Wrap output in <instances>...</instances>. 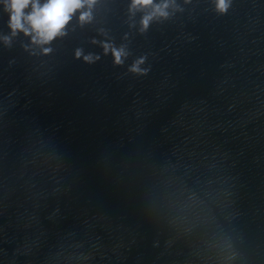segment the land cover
<instances>
[{
	"label": "water",
	"instance_id": "obj_1",
	"mask_svg": "<svg viewBox=\"0 0 264 264\" xmlns=\"http://www.w3.org/2000/svg\"><path fill=\"white\" fill-rule=\"evenodd\" d=\"M225 5L81 0L45 39L0 0V264H264V0Z\"/></svg>",
	"mask_w": 264,
	"mask_h": 264
},
{
	"label": "clouds",
	"instance_id": "obj_2",
	"mask_svg": "<svg viewBox=\"0 0 264 264\" xmlns=\"http://www.w3.org/2000/svg\"><path fill=\"white\" fill-rule=\"evenodd\" d=\"M138 2L147 4L150 0ZM32 3L33 0H10L11 27L23 30V21L27 20L45 39H52L68 22L70 13L80 6L81 0H48L43 7L33 4V11L25 15L24 10ZM219 8L225 10V0H219ZM116 56L119 63L120 54Z\"/></svg>",
	"mask_w": 264,
	"mask_h": 264
}]
</instances>
